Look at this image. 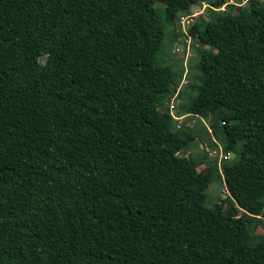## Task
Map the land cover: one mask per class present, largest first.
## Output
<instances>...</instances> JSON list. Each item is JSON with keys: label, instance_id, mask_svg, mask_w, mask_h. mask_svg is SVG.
<instances>
[{"label": "trees", "instance_id": "16d2710c", "mask_svg": "<svg viewBox=\"0 0 264 264\" xmlns=\"http://www.w3.org/2000/svg\"><path fill=\"white\" fill-rule=\"evenodd\" d=\"M245 1L0 0V264H264V0ZM204 134L212 206L186 153Z\"/></svg>", "mask_w": 264, "mask_h": 264}, {"label": "rangeland", "instance_id": "374dc122", "mask_svg": "<svg viewBox=\"0 0 264 264\" xmlns=\"http://www.w3.org/2000/svg\"><path fill=\"white\" fill-rule=\"evenodd\" d=\"M14 1L19 2V0H14ZM246 2H247V0L244 2V5L246 4ZM206 6L207 5L205 3L203 5H197L196 7H193L191 12L195 13V14L190 15V17H188V18H184L185 20L183 19L185 21L184 25L182 24L183 29L185 28L187 30L186 23L188 21L192 20L193 18H195L197 15H199L201 13H206V11H207ZM179 39H180V37L177 38V41ZM181 39H184V38L181 36ZM187 39H188L189 45H191V47L195 46L194 44H197L196 39L193 36L187 37ZM177 41L172 42V39L170 38L169 34L166 36L164 44H163L162 54H161L162 58L168 59L172 54V49H173V51H178V52L180 51L179 48H181V47L177 45L178 44ZM196 46H198V45H196ZM177 48H178V50H177ZM192 53H193V51H192ZM190 55H191V52H190ZM172 58L178 59L179 58L178 54H174V56ZM191 73H192V77H193L192 81L197 84L200 80V76H198L199 73L196 70L194 72H189V74H191ZM195 75H197V76L195 77V81H194ZM179 79H180L179 83L181 85L179 84L180 86L178 87V90L180 88H184L185 86L188 85V79L187 78L182 79V77H181ZM176 98H177V96L174 95L175 100L172 101V104L176 103ZM185 119L186 118H182V121H185L186 124L188 125V127H191L193 129H195V128L202 129V127L203 128L205 126L209 127V125H210V124H208L209 123L208 119H203V121H202L201 118L194 117V116H192L191 118H187L186 120ZM202 138L205 139L204 142L196 140L195 142H193L190 145V149L189 150L187 149L186 153L188 154L189 152H191L192 154H194V156H202V158L204 155H206L207 157L205 158V160L208 161L210 159L209 163L205 162V164H202L198 169L199 170H204V169L206 170L207 169L206 171H209V173H207V183H206L208 185L207 186L208 197L206 200V205L212 206L216 202L220 201L223 197L225 198L228 195V192L226 190L224 182L222 181V178L215 177L216 172L220 171L219 173H222L221 164H222L223 160L225 159V155L222 152L221 144H219V142H218L217 146L213 147L209 144L208 134H204L202 136ZM213 161H215V162H213ZM210 162H213V163L210 164ZM232 208L235 209V206L233 205V203L228 202L225 204V207H224L225 210L232 212ZM235 212H236V210H235ZM238 212L239 211H237L235 214H238ZM239 214H240V212H239ZM257 232L263 233L264 228L259 227Z\"/></svg>", "mask_w": 264, "mask_h": 264}, {"label": "built area", "instance_id": "2783aa9c", "mask_svg": "<svg viewBox=\"0 0 264 264\" xmlns=\"http://www.w3.org/2000/svg\"><path fill=\"white\" fill-rule=\"evenodd\" d=\"M174 107H175V105L172 104L171 108H172V114H173V117L175 118L176 121H179L178 123L180 124V123H181V120H182L183 117H179V116H177V114H176L175 111H174Z\"/></svg>", "mask_w": 264, "mask_h": 264}, {"label": "water", "instance_id": "95a60500", "mask_svg": "<svg viewBox=\"0 0 264 264\" xmlns=\"http://www.w3.org/2000/svg\"><path fill=\"white\" fill-rule=\"evenodd\" d=\"M236 153H231V157H230V161L233 160V158L235 157Z\"/></svg>", "mask_w": 264, "mask_h": 264}]
</instances>
